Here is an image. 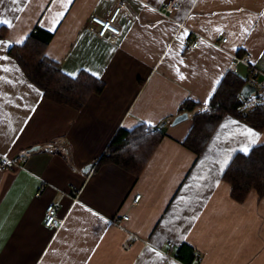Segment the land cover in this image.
I'll list each match as a JSON object with an SVG mask.
<instances>
[{
    "label": "crops",
    "instance_id": "1",
    "mask_svg": "<svg viewBox=\"0 0 264 264\" xmlns=\"http://www.w3.org/2000/svg\"><path fill=\"white\" fill-rule=\"evenodd\" d=\"M170 1L0 2V164L41 147L20 167H0V264H264V197L238 202L223 180L249 132L259 136L250 152L264 130L226 115L200 155L184 143L225 75L248 78V65L231 69L235 57L264 73V0H178L165 14ZM121 3L120 35L89 29ZM33 35L51 36L45 55L62 73L86 72L104 90L80 110L45 97L10 55ZM191 40L199 45L187 52ZM187 101L196 109L172 125ZM140 125L163 136L139 175L97 166L120 131ZM50 204L61 205L57 229L44 225Z\"/></svg>",
    "mask_w": 264,
    "mask_h": 264
},
{
    "label": "trees",
    "instance_id": "2",
    "mask_svg": "<svg viewBox=\"0 0 264 264\" xmlns=\"http://www.w3.org/2000/svg\"><path fill=\"white\" fill-rule=\"evenodd\" d=\"M6 32V28L0 29V39L5 38ZM50 38V35H33L23 45L13 46L10 55L45 97L80 110L92 94L104 90L105 84L86 72L76 78L62 73L60 64L45 55ZM245 84L246 81L237 73L228 72L225 75L209 102L208 110L193 116V126L185 146L200 155L226 115L238 118L257 131L264 130V106L251 113H239L237 110V94ZM196 107L197 103L187 101L181 112H193ZM162 136L158 129L146 132L144 125L131 132L120 131L97 166L112 163L139 175ZM223 180L231 186V196L238 202H244L252 191L263 198L264 144L255 146L248 154L238 153L224 172ZM178 257L183 258V255L179 253Z\"/></svg>",
    "mask_w": 264,
    "mask_h": 264
},
{
    "label": "built area",
    "instance_id": "3",
    "mask_svg": "<svg viewBox=\"0 0 264 264\" xmlns=\"http://www.w3.org/2000/svg\"><path fill=\"white\" fill-rule=\"evenodd\" d=\"M123 4H119L115 11L107 18L101 17L99 15H95L92 17L89 25V29L94 30V26L98 27L97 34L100 37H105L108 33H112L114 35H120L121 29L116 26L115 21L121 9L123 8ZM179 8L178 0H171L165 7V14H171ZM228 40L227 37L221 39V44L226 43ZM199 45L198 40H191L187 43L185 50L187 52L195 50ZM249 55H245L243 57H235L231 64V69L236 70L240 63H244L249 66V76L246 80L245 85H251L255 91L252 92L249 96L243 94L242 90L237 94V99L239 102V106L237 108L239 113H251L255 111L259 107L264 106V73H261L256 67L250 65L249 63ZM157 129L151 125L145 126L146 132H153ZM51 150H58L63 153V155L69 157V149L64 146H54L53 144L48 145ZM41 147L36 150H29L25 152H21L14 159L3 158L0 164L1 168H7L9 166L20 167L22 163L26 160L27 157L30 156L35 151H39ZM141 195H137L134 199V204H136ZM77 201V197L74 198ZM61 209L60 204H50L47 206L45 211L44 225L49 229H57L62 225V219L59 217V211ZM130 220V216L128 214L123 215L122 217L117 218L114 222L118 226H123V224ZM170 249H172V243H169Z\"/></svg>",
    "mask_w": 264,
    "mask_h": 264
},
{
    "label": "water",
    "instance_id": "4",
    "mask_svg": "<svg viewBox=\"0 0 264 264\" xmlns=\"http://www.w3.org/2000/svg\"><path fill=\"white\" fill-rule=\"evenodd\" d=\"M254 91H255V89L251 85H245L243 87V89H242L243 94L246 95V96H249ZM190 114L191 113L186 111V112H183V113L177 115L174 118V120L172 121V125H177V124L187 120L189 118ZM163 125H165V123H163ZM38 148H39V146L34 148V149H32V150H36Z\"/></svg>",
    "mask_w": 264,
    "mask_h": 264
},
{
    "label": "snow or ice",
    "instance_id": "5",
    "mask_svg": "<svg viewBox=\"0 0 264 264\" xmlns=\"http://www.w3.org/2000/svg\"><path fill=\"white\" fill-rule=\"evenodd\" d=\"M0 2H2V0H0ZM3 23H8V22L5 20V21H3ZM0 59H6V58L0 57ZM4 70L6 71L7 69H4ZM93 75H97V74L93 73ZM258 139H259L258 134L252 133L250 131L249 132V143H248V145L245 146L244 149H242V151H244L245 154H247L250 150V146L253 145L256 142V140H258Z\"/></svg>",
    "mask_w": 264,
    "mask_h": 264
},
{
    "label": "rangeland",
    "instance_id": "6",
    "mask_svg": "<svg viewBox=\"0 0 264 264\" xmlns=\"http://www.w3.org/2000/svg\"><path fill=\"white\" fill-rule=\"evenodd\" d=\"M190 113V112H189ZM192 113V112H191Z\"/></svg>",
    "mask_w": 264,
    "mask_h": 264
}]
</instances>
